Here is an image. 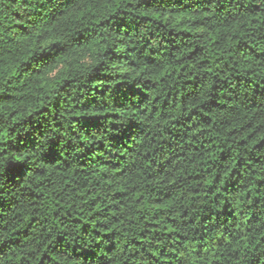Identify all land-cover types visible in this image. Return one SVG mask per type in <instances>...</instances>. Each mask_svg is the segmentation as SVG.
Here are the masks:
<instances>
[{
	"label": "trees",
	"instance_id": "1",
	"mask_svg": "<svg viewBox=\"0 0 264 264\" xmlns=\"http://www.w3.org/2000/svg\"><path fill=\"white\" fill-rule=\"evenodd\" d=\"M0 68V264H264V0H0Z\"/></svg>",
	"mask_w": 264,
	"mask_h": 264
},
{
	"label": "snow or ice",
	"instance_id": "2",
	"mask_svg": "<svg viewBox=\"0 0 264 264\" xmlns=\"http://www.w3.org/2000/svg\"><path fill=\"white\" fill-rule=\"evenodd\" d=\"M41 60H44L46 64L51 62V60H48V59L45 58V57H41ZM2 72H3V69L0 68V73H2Z\"/></svg>",
	"mask_w": 264,
	"mask_h": 264
}]
</instances>
